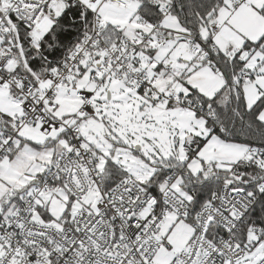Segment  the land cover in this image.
Wrapping results in <instances>:
<instances>
[{
  "label": "snow or ice",
  "instance_id": "6c2138e0",
  "mask_svg": "<svg viewBox=\"0 0 264 264\" xmlns=\"http://www.w3.org/2000/svg\"><path fill=\"white\" fill-rule=\"evenodd\" d=\"M0 264H264V0H0Z\"/></svg>",
  "mask_w": 264,
  "mask_h": 264
}]
</instances>
